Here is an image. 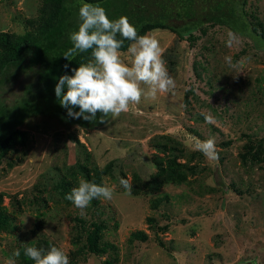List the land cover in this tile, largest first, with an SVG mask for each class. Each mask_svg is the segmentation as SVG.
Masks as SVG:
<instances>
[{"label":"rangeland","instance_id":"374dc122","mask_svg":"<svg viewBox=\"0 0 264 264\" xmlns=\"http://www.w3.org/2000/svg\"><path fill=\"white\" fill-rule=\"evenodd\" d=\"M140 1L90 4L103 7L115 20L124 16L119 11L125 4L143 8ZM83 3L75 1L68 36L78 31ZM180 3V14H187L182 11L187 5ZM40 4L41 0H0V31H34ZM143 4L154 11V17L162 16L161 4L151 0ZM244 9L252 22H261L264 28V0H246ZM167 18L175 25L184 22ZM230 31L239 38L231 48L226 46ZM146 33L160 43L176 83L174 90L158 93L155 99L142 98L138 105L130 104L128 112L110 114L104 123L97 113L95 127L81 126L61 114L31 115L18 128L20 135H26L25 143L0 153V192L3 204L15 213L17 226L14 232H0V264L29 239L42 241L45 253L49 246L43 241H50L65 251L70 264H107L106 260L111 264H264V141L257 159L241 156L244 144L264 139V49L223 24L205 23L194 31L197 38L191 43L170 29ZM121 52L130 65L127 49ZM42 69L36 64L0 81V100L9 106L25 100L30 88L39 86ZM50 104L54 109L60 106L58 100ZM192 137L215 138L218 161H209L195 150ZM88 152L91 168L114 161L112 174L102 175L101 184L113 188L114 197L97 199L82 214L65 196L80 179L89 181L75 167ZM168 156L191 167L187 183L168 184L155 194H125L117 171L129 183L134 172L147 180L156 171L154 158ZM61 180H67L68 193H63ZM163 194L168 201L151 208V201ZM92 221L103 224L99 242L106 245V252L102 255L86 250V230ZM135 230L144 231L147 239L130 238ZM35 247L42 249L39 243Z\"/></svg>","mask_w":264,"mask_h":264},{"label":"trees","instance_id":"16d2710c","mask_svg":"<svg viewBox=\"0 0 264 264\" xmlns=\"http://www.w3.org/2000/svg\"><path fill=\"white\" fill-rule=\"evenodd\" d=\"M75 1L41 0L34 31L28 30L21 34L0 31L1 82L32 69L36 64H40L43 68L40 72L42 77L38 82L39 86L36 87L35 85V88H30L25 100L14 106L6 105L0 100V153L15 148L16 144L22 145L25 143L26 135H20L18 131L25 118L42 112L67 116L66 109L61 106L54 109V104H50L51 101L58 100L55 96V85L60 76L64 74L72 75L71 69L93 59L91 49L75 57H69V60L64 58L67 49L73 46L66 30L69 15L75 7ZM82 1L102 3L110 0ZM143 1L139 2L143 8L139 9V7L133 6L134 9H132V6L125 4L124 10L119 11V13L123 12L124 16L128 17L131 24L134 23L138 35H144L146 32L157 28L170 29L180 39L191 43L197 38L194 31L205 23L223 24L235 33L252 39L254 47L264 49L263 25L261 22H252L248 18V14L244 9L246 0H183V5H187V7L184 6L182 11L187 14H180L182 9L181 0H178L176 4L173 3L175 4L173 6L172 4L171 6L166 5L170 0H162V3L161 0H151L158 5L161 4L162 12L160 13L162 16L158 17H154V11L148 10ZM119 13H116V15H119ZM200 13L204 14L201 15ZM167 16L169 20L175 17L184 22L180 25L168 23ZM117 39H122V37L118 35ZM129 44L130 41L125 40L120 51H125ZM65 65H68L67 69H65ZM74 111H79V109L76 108ZM71 120L84 127H95L98 124V118L94 122L84 121L83 119ZM262 141H264L263 138H258L255 143L244 144V151L241 152L242 159L245 160L247 157L257 159L258 149H260ZM77 143L83 145L79 140H77ZM85 149L87 150L86 147ZM88 155L89 152L86 153L84 162H77L75 167L83 171L90 182L101 185L102 175L112 174L114 161L110 160L103 168L96 165L91 168V166H88L90 163ZM153 162L156 165V171L150 175L149 179L142 180L139 174L133 173V182L129 183L132 186L131 192L133 194H155L168 184L180 185L188 182L187 171L191 167L177 161L175 157H158L154 158ZM68 185L67 180H61L60 187L64 194L70 191ZM3 195L0 192V232H14L17 227L14 221L16 215L3 204ZM162 201H168L167 194L154 198L150 203L151 208H157ZM97 202L98 200L94 199L91 203L94 205ZM167 227L168 225H165L160 229H166ZM102 228L103 224L101 222H90L85 235L86 250L89 253L102 255L106 252V245L99 242ZM130 238L145 241L147 234L142 230H135L130 233ZM37 243H39L40 248L42 247L46 251L43 248L42 241L29 239L18 248L20 255L16 257L18 260L16 264H35L33 260L24 255V248L26 246L35 247ZM43 243L49 248L53 246L48 240H44ZM158 243L160 246L165 247L164 242L159 241ZM106 263L111 264L108 260H106Z\"/></svg>","mask_w":264,"mask_h":264},{"label":"clouds","instance_id":"9594fccd","mask_svg":"<svg viewBox=\"0 0 264 264\" xmlns=\"http://www.w3.org/2000/svg\"><path fill=\"white\" fill-rule=\"evenodd\" d=\"M79 19L81 23L78 31L69 34L73 46L67 49L64 58L69 60V57L91 49L93 59L71 69L72 75L60 76L55 85V96L60 106L67 110L69 118L94 122L97 113H100L99 122L104 123L110 114L119 116L126 113L130 104L138 105L142 98L155 99L158 93L176 88L155 35H138L128 17L111 20L103 7L90 3H83L79 8ZM118 35L122 39H117ZM227 35V47L239 43L236 34L230 31ZM125 40L131 42L127 48V54L131 56L130 65L121 58L123 53L120 49ZM225 60L230 66H236L232 64L231 57H225ZM64 67L67 69L68 65ZM76 108L79 111H74ZM205 121L212 122L211 117H205ZM192 140L194 149L200 151L207 160L218 161L215 138L200 140L192 137ZM117 176L120 185L126 190L125 194L130 195L132 186L128 180L119 177L118 171ZM113 197V188L80 179L78 187H74L65 199L83 214L94 199L111 200ZM19 255V250L15 251L4 264H16L14 257ZM24 255L35 264H70L65 251L56 246H51L46 253L44 249L26 246Z\"/></svg>","mask_w":264,"mask_h":264}]
</instances>
